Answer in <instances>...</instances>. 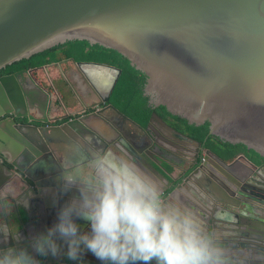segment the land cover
I'll return each mask as SVG.
<instances>
[{"label":"water","instance_id":"95a60500","mask_svg":"<svg viewBox=\"0 0 264 264\" xmlns=\"http://www.w3.org/2000/svg\"><path fill=\"white\" fill-rule=\"evenodd\" d=\"M75 39L88 40L125 55L147 75L145 94L154 106L165 105L172 114L197 125L209 121L210 134L232 143H244L264 157V0H0V69ZM72 68L74 72L70 74L64 71L71 90L80 96L88 87L101 93V97L98 103L87 106L93 111L60 125L33 123H49L47 117L39 118L33 113L41 108L47 112L53 99V93L35 78L33 69L0 76V116L10 115L0 121V174L3 176L5 169L11 171L12 165L22 174L21 183L38 200L35 219L32 213L26 215L19 208L0 204V224L5 223L23 237L18 242L10 235L7 242L0 243L2 248L29 246L32 237L46 233L56 223L61 206L77 194L75 189L59 193L56 177L61 169L45 171L57 160L65 144L73 145L77 140L91 137V146L103 150L120 141L129 148L132 157L143 160L150 143L145 145L142 141L157 126L168 131L174 141L183 139L190 147L197 144V150L198 146H204L156 111L148 125L143 126L109 102L121 68L75 60ZM72 74L77 81L72 79ZM55 93L59 95L57 90ZM61 100L68 110L62 97ZM99 105L104 106L98 108ZM13 115L28 117L29 122L19 123ZM133 128L136 134H132ZM99 143L102 147H97ZM205 152L213 163L222 165L223 172H229L226 177L213 168L222 179L211 181L209 189H224L230 202L233 200L230 193L233 195L240 183L249 182L255 173L259 174L260 169L254 172L251 167L258 165L241 154L234 161L244 159L247 163L241 162L245 174L237 182L231 174L234 170H230L234 161L228 162L210 148ZM156 158L145 162L148 169H142L152 176L156 173L171 186L176 179H168L162 173L156 165L168 174L171 172ZM209 166L205 162L195 175L203 176L205 170L212 173L207 170ZM27 168H36L42 176L49 174L45 179H39L41 175L36 174L38 177L32 176L29 180ZM259 175L262 177L264 173ZM185 184L179 185L185 189ZM161 189L168 190L163 185ZM48 192L53 197H48ZM36 220L39 230L32 234L31 224ZM77 222L82 231L89 230L86 221L78 219ZM228 227L229 224L222 232L208 233L226 249L229 258H238L240 264H264V254L254 245L257 241L230 237ZM60 243L66 253L67 246L63 241ZM29 251H32L30 246ZM33 254L42 264H77L63 254L48 257ZM93 258L97 264H103Z\"/></svg>","mask_w":264,"mask_h":264},{"label":"clouds","instance_id":"9594fccd","mask_svg":"<svg viewBox=\"0 0 264 264\" xmlns=\"http://www.w3.org/2000/svg\"><path fill=\"white\" fill-rule=\"evenodd\" d=\"M91 137L77 140L59 164V193L77 194L61 206L58 219L29 246L0 247V264H42L91 252L103 264H231L226 249L206 231L192 210L162 199L159 181L143 170L122 144L102 150ZM27 206V201L24 202ZM78 219L89 230L82 231ZM23 237L0 225V243Z\"/></svg>","mask_w":264,"mask_h":264},{"label":"flooded vegetation","instance_id":"af4514ba","mask_svg":"<svg viewBox=\"0 0 264 264\" xmlns=\"http://www.w3.org/2000/svg\"><path fill=\"white\" fill-rule=\"evenodd\" d=\"M71 72H74L73 68H71ZM72 79L74 81L78 80L75 74H72ZM58 97L61 100L62 96L60 94L58 95ZM100 97L101 93H96V90L93 91L91 90V88L86 87V89L80 96L74 93V98L77 104L76 107H74L73 109L68 108V110H66L64 107L65 112L62 115H53L52 106L50 107V109L47 110V112H44V109L41 108L38 112H36V114H33L38 116L39 118L47 117L49 119V123H43L42 121H33V123L37 124L38 126L60 125L66 123L71 118H77L80 117L83 113L93 111L94 109H89L87 108V106L98 103ZM61 102L63 103L62 100ZM104 105H99L98 108ZM84 108L86 109L83 110ZM9 116L10 115L8 114L0 116V121L7 119ZM13 117H15V115H13ZM57 117L58 119H56ZM110 117L113 119L115 118V115H113L112 113ZM15 118L19 123L29 122L28 117ZM133 129L134 130H132V134H136V129ZM145 135V141H142V144L145 143L146 145L150 143V145L146 148L147 153H145V157L143 158V160L140 157L134 158L136 163L141 168L146 167L148 169V167L145 165V162L157 160L156 155L158 156V160L160 161L167 159L179 166L177 168L176 166H173V168H175V170H173L177 171V178L174 181V184L172 183V187L169 186L167 182L165 183L164 179L158 178L159 175L153 172V175L160 183V187H162L163 185L168 189L166 192H162L164 189H161L162 199L166 203H177L181 207L188 208L195 212L204 222L207 232H214L217 230H220L222 232L224 226L229 224V227L226 229L229 231L228 234H230V237H243V239L257 241L254 242V245L256 244L255 246L257 247V250L260 254H264V176L262 175L261 177L259 175L260 173H264V161L259 164L256 163L258 165L257 167L251 165V167L254 169V172L260 169L257 171L259 172V174L255 173L254 178H250V180H248L249 182L240 183L237 188V191H235L233 195L232 193L228 192V189H225L226 192L230 193L233 197V200L230 202L228 195L226 197V194L224 193V189H209V184L211 181L217 182L219 180L218 178L220 177V174L227 177L226 174L229 172H223L222 168H220L222 167L221 164H219L218 166L213 163L210 158H207L205 154V146H198L199 150H197V144L190 147L184 143L186 141L183 139L174 141L175 139H172V137L169 136L168 131H163L157 126L155 129H151L149 131V136L147 133ZM126 141L129 142V140ZM119 143L121 142L119 141ZM121 144L127 150L128 153L131 152L128 147H125L123 143ZM113 145L116 146L117 144L113 143ZM186 149L189 151H187ZM241 154L242 153L238 154L237 156L231 159L225 160H228V162H232L239 158ZM152 155H154L155 157H153ZM242 161L246 162V160L244 159L234 161L233 167L232 169H230L231 172H233L234 170L233 173H230L235 176L237 182L238 180L240 181L239 176L245 174V171L241 169V167H243V164L241 163ZM205 162L210 163V166L209 168H207V170L211 171L212 173H208L205 170L203 176L195 175L196 170L202 168L201 166ZM10 166L13 169L11 171L7 169L4 170V172L7 173L5 174V176H7L6 181L3 182L2 185H0V192H2V194H0V204H3L2 206H7L9 208H19L22 212H25L26 215H30V213H32V219H35L37 215L36 208H38V200L34 198L35 195L31 193L29 188L26 187L23 183H21L22 174L12 165ZM156 166L158 167L159 165ZM239 167L240 169H238ZM213 168L216 170L219 169L218 171L221 172L219 174V177L215 170H213ZM223 169L225 170L226 168L223 167ZM14 170L17 172H14ZM25 172L28 177H26L25 174H23V176L28 179L32 178L34 174H38L36 168H27ZM31 172L33 173V175ZM188 177H191V179H189V182H187ZM3 178L4 175L1 176L0 174V180ZM220 179L222 178L220 177ZM13 180L19 181L23 189L15 190L13 187ZM236 181H234L235 184L237 183ZM183 182H186L185 189H183L179 185ZM11 186L13 190H9L11 189ZM4 187H8V189H4ZM174 189L175 191L171 193V191ZM26 194L28 196H26ZM25 201H27V206H25L24 204ZM0 225L6 224L3 223ZM31 226L32 234L38 232L39 227L37 224V220L34 221ZM47 227L49 228V226ZM258 238L260 239L258 240ZM239 249L240 251H242V249L244 248L241 247ZM62 254L65 255L64 252H62ZM92 257L95 256L91 252H86L82 256L81 260L77 261L76 263L89 264V262H92L97 264L98 262L96 261V259H92ZM230 261L231 264L241 263V261L238 258H235L234 256L230 257ZM62 263L66 264V262Z\"/></svg>","mask_w":264,"mask_h":264},{"label":"trees","instance_id":"16d2710c","mask_svg":"<svg viewBox=\"0 0 264 264\" xmlns=\"http://www.w3.org/2000/svg\"><path fill=\"white\" fill-rule=\"evenodd\" d=\"M73 60L102 62L121 68L122 73L110 102L141 125L147 126L152 113L156 111L175 128L203 142L206 148H210L224 159H231L242 153L257 164L264 161L263 156L249 149L246 144L232 143L210 134L209 121L200 125L190 123L188 119L172 114L165 105L151 104L150 96L145 94L147 75L133 66L131 61L119 51L100 44H91L88 40H69L29 58L15 61L0 69V76L23 69H33L35 78L51 92L56 88L67 107L73 109L77 106L74 93L65 83L64 78V71H69L73 67ZM49 77L52 82L49 81ZM52 108L53 115H62L65 112L63 103L55 93Z\"/></svg>","mask_w":264,"mask_h":264},{"label":"crops","instance_id":"0c3cea01","mask_svg":"<svg viewBox=\"0 0 264 264\" xmlns=\"http://www.w3.org/2000/svg\"><path fill=\"white\" fill-rule=\"evenodd\" d=\"M45 69L47 70V67H45ZM67 72H69V74H70V72H71V69L69 70V71H67ZM64 78H65V72H64ZM66 80V79H65ZM49 81H51L52 82V79L49 77ZM65 83H67V85L69 86V84H68V82L66 81ZM70 87V86H69ZM55 90H57L56 88L53 90V92L55 93ZM58 91V90H57ZM52 92V93H53ZM59 93V92H58ZM55 94H57V93H55ZM58 95V94H57ZM97 145V147H102L101 145L102 144H96ZM72 145H64V148H62L61 150H59V152H58V158H57V160L55 161V162H53L51 165H49V167H48V169L47 168H45V171H47V172H51V171H56V170H58V169H60L59 168V164H60V161H61V159L65 156V155H67V153H68V150L70 149V147H71ZM125 147H127V146H125ZM116 148V146H114L113 144H109L108 146H105L104 147V149L103 150H109V149H115ZM157 156V155H156ZM161 163H163V165L165 166V167H167L168 169H170L169 171L171 172V173H166V172H163L164 174H165V176L168 178V179H171V180H173V179H176L177 177H176V174H177V171H174L175 170V168H173V166H171L170 164H168V163H166V161L165 160H161ZM171 167V168H170ZM158 168L161 170V168L158 166ZM177 168V167H176ZM174 169V170H173ZM177 170V169H176ZM32 173V172H31ZM5 174H7V173H5ZM4 174V175H5ZM41 175V172H38V175ZM49 174V173H48ZM47 174V175H48ZM32 175H33V173H32ZM47 175L46 176H39V179L41 178V179H45L46 177H47ZM34 176L35 177H38V176H36L35 174H34ZM158 178H162V177H160V176H158ZM164 182H166L165 180H164ZM0 185H2V183L0 184ZM13 187H14V189H23L22 187H21V183H19V181H15V180H13ZM8 189V187H4V189ZM11 189H12V186L10 187ZM0 194H2V192H0ZM33 195H34V193H33ZM50 196H52V193L51 192H48V197H50ZM53 197V196H52ZM51 197V198H52ZM0 223H2V222H0Z\"/></svg>","mask_w":264,"mask_h":264},{"label":"rangeland","instance_id":"374dc122","mask_svg":"<svg viewBox=\"0 0 264 264\" xmlns=\"http://www.w3.org/2000/svg\"><path fill=\"white\" fill-rule=\"evenodd\" d=\"M162 173L165 172L163 169H161Z\"/></svg>","mask_w":264,"mask_h":264}]
</instances>
